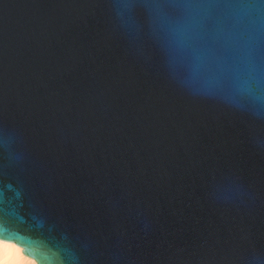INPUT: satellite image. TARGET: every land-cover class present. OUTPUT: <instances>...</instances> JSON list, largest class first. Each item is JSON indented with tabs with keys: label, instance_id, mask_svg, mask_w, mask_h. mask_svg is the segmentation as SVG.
Segmentation results:
<instances>
[{
	"label": "water",
	"instance_id": "95a60500",
	"mask_svg": "<svg viewBox=\"0 0 264 264\" xmlns=\"http://www.w3.org/2000/svg\"><path fill=\"white\" fill-rule=\"evenodd\" d=\"M3 233L264 264V0H0Z\"/></svg>",
	"mask_w": 264,
	"mask_h": 264
},
{
	"label": "clouds",
	"instance_id": "9594fccd",
	"mask_svg": "<svg viewBox=\"0 0 264 264\" xmlns=\"http://www.w3.org/2000/svg\"><path fill=\"white\" fill-rule=\"evenodd\" d=\"M0 244H12L21 249L23 254L28 258L32 264H43L39 258V251L35 247L33 241L22 235H12L3 233L0 234Z\"/></svg>",
	"mask_w": 264,
	"mask_h": 264
},
{
	"label": "bare ground",
	"instance_id": "6f19581e",
	"mask_svg": "<svg viewBox=\"0 0 264 264\" xmlns=\"http://www.w3.org/2000/svg\"><path fill=\"white\" fill-rule=\"evenodd\" d=\"M0 264H32V262L15 245L0 244Z\"/></svg>",
	"mask_w": 264,
	"mask_h": 264
}]
</instances>
